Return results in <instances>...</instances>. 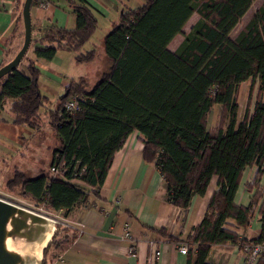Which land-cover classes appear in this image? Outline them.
Returning <instances> with one entry per match:
<instances>
[{"label":"trees","instance_id":"obj_1","mask_svg":"<svg viewBox=\"0 0 264 264\" xmlns=\"http://www.w3.org/2000/svg\"><path fill=\"white\" fill-rule=\"evenodd\" d=\"M253 2L144 0L122 11L103 37L108 69L94 83L83 78L69 82L54 110L46 108L49 102L39 93L32 64L2 77L0 112L9 102L13 124L38 129L43 108L61 143L47 171L28 178L15 170L6 190L17 192L36 211L65 216L97 197L115 154L136 132L142 158L158 169L172 205L186 210L192 197L203 196L211 179H217L201 223L185 238L186 264H209L210 248L226 244L236 246L246 261L252 247L261 245L254 264H264V0L241 31L229 36ZM68 5L74 29H46L33 44L35 58L49 61L65 50L75 53L77 64L94 60L95 50L82 52L96 30L93 10L86 0H69ZM193 14L198 20L178 48L169 51ZM244 82L250 88L238 121L237 92ZM72 97L79 98L78 110L68 113L63 106ZM216 105L219 120L208 127ZM247 168L256 169L245 184L252 196L247 206H238L235 198ZM257 208L258 237H240L238 231L249 226ZM69 242L66 228L55 224L44 255L49 247Z\"/></svg>","mask_w":264,"mask_h":264},{"label":"crops","instance_id":"obj_2","mask_svg":"<svg viewBox=\"0 0 264 264\" xmlns=\"http://www.w3.org/2000/svg\"><path fill=\"white\" fill-rule=\"evenodd\" d=\"M68 1L32 0L31 43L24 59L17 66V69L25 70L30 63L38 71L39 93L48 99L46 108L52 110L57 106L58 99L65 94L69 82L83 78L89 83H94L105 69H108L103 39L101 38L99 47L92 40L99 26L102 25L105 35L112 24L118 21L122 11L139 7L144 3V0H86L93 10L97 25L94 34L82 48V52L95 50V58L83 65L99 67L95 77H88L76 75L78 73L75 72V67L82 64L75 62L74 52L57 51L49 61L37 59L33 55V44L42 37L46 29L51 26L74 29L75 17ZM23 2L24 0H0V68L12 60L22 45ZM240 22L230 32L231 38H234L233 31ZM177 36L167 46L171 52H174L183 41L182 39L175 45ZM258 87L257 81L252 92V100L257 95ZM249 88V82H244L238 89L237 95L240 92L239 99L237 97L238 121L243 118ZM262 100L264 102V91ZM9 105V102L6 103L0 112V192L4 193H9L6 186L15 170L23 172L28 178H35L47 171L53 152L61 145L50 125L46 110L40 109L38 129H32L11 122ZM214 108L217 109L215 114ZM220 114L221 107L214 106L208 117V127L218 122ZM36 147L39 150L38 161L33 158L36 156ZM142 148L138 134L131 133L115 154L97 197L90 196L86 204L65 216L63 213L54 214L63 221L70 242L63 248L49 247L44 255L43 264H186L187 254L178 253V247L186 245V236L201 223L211 194L216 188L217 179L212 178L206 193L201 197L193 196L188 208L183 210L168 202L162 176L153 164L143 160ZM255 172V168H247L244 171L235 198L238 206L249 204L252 195L246 191L245 184L254 177ZM158 230L177 238L178 241H170ZM259 231L257 208L249 226L239 230L238 234L247 240H253L258 237ZM130 248H133L132 253L129 251ZM207 262L254 264L246 261L243 252L232 244L212 246Z\"/></svg>","mask_w":264,"mask_h":264},{"label":"water","instance_id":"obj_3","mask_svg":"<svg viewBox=\"0 0 264 264\" xmlns=\"http://www.w3.org/2000/svg\"><path fill=\"white\" fill-rule=\"evenodd\" d=\"M31 3L32 0L23 2V42L12 60L0 68V79L17 68L29 49ZM54 232L53 220L0 199V264H43L44 250L51 242ZM48 234L49 238L45 242ZM42 243L39 257L35 259L32 249L40 247Z\"/></svg>","mask_w":264,"mask_h":264},{"label":"rangeland","instance_id":"obj_4","mask_svg":"<svg viewBox=\"0 0 264 264\" xmlns=\"http://www.w3.org/2000/svg\"><path fill=\"white\" fill-rule=\"evenodd\" d=\"M190 2V1H188ZM263 2V0H254V2L252 3L250 9L248 10V12L246 13V15L243 17V19L241 20L240 24L236 27V29L233 31L232 36L235 37L238 32L244 27V25L247 23V21L252 17V15L255 13L256 9L260 6V4ZM143 2L141 1V4ZM140 4V5H141ZM198 20V16L196 14H193L190 19L188 20V22L184 25V27L182 28V33L180 35L177 36L174 44L176 45L178 42H180L183 39V36L185 34H187L190 30V28L195 24V22ZM104 30L102 28V25L99 26L98 30L95 32L94 36L92 37L93 42L95 41L97 44V47H99V44L101 43V38L103 39L104 36ZM91 40V41H92ZM98 49V48H97ZM106 67V65H104V68ZM76 75H88V77H95L99 71V67L97 66V68L95 67H91L87 64L85 65H79L76 66ZM101 68H103V64L101 65ZM106 71V69H105ZM238 99L240 97V92L237 95ZM241 104L243 105V100L241 102ZM217 109L214 108L213 112L214 114L217 112ZM38 147H36V156H33V158H36V160L38 161ZM30 163L32 162L31 160L29 161ZM36 163V162H34ZM0 196L4 197V198H9L10 200H12L13 202H15L18 206L24 208V209H32L33 210V206L32 204L26 202L25 200H23L18 194L17 192L15 193H4V192H0Z\"/></svg>","mask_w":264,"mask_h":264},{"label":"built area","instance_id":"obj_5","mask_svg":"<svg viewBox=\"0 0 264 264\" xmlns=\"http://www.w3.org/2000/svg\"><path fill=\"white\" fill-rule=\"evenodd\" d=\"M78 100H79L78 97H72L71 99H69L68 101H66L64 103V106H63L64 110L66 112H68V113H73V112L77 111L78 110ZM50 170H51L52 173L57 174L61 178L63 177V175H62V173L60 171H58L56 169H53V168H51ZM0 199L6 200V201H8V202H10L12 204L17 205L15 202H13L12 200H10L9 198H4V197H1L0 196ZM29 210L32 211V212H35V213H37L39 215L45 216V217L53 220L56 225L65 226L64 223H63V221L59 217H57V216L50 217V216H48L46 214H43L40 210L39 211H36L34 209L33 210L32 209H29ZM129 251H130V253H132L133 252V248H130ZM261 251H262V246L261 245H254L252 247L251 251L249 252L248 262L249 263H254L255 260H256V258H257V256H258V254H260ZM178 253L184 254V255L187 254V245H181V246H179L178 247Z\"/></svg>","mask_w":264,"mask_h":264},{"label":"bare ground","instance_id":"obj_6","mask_svg":"<svg viewBox=\"0 0 264 264\" xmlns=\"http://www.w3.org/2000/svg\"><path fill=\"white\" fill-rule=\"evenodd\" d=\"M48 238H49V234H48L47 238L45 239V242L48 240ZM45 242H44V243H45ZM44 243H42V245H41L40 247H34V248L32 249V252H33V254H34V256H35V259H38V257H39V252H40V248L43 246Z\"/></svg>","mask_w":264,"mask_h":264}]
</instances>
